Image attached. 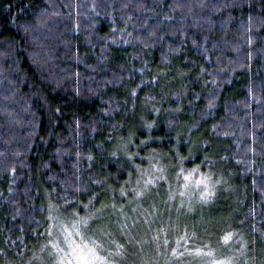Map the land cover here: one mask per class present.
Here are the masks:
<instances>
[{"label":"trees","instance_id":"trees-1","mask_svg":"<svg viewBox=\"0 0 264 264\" xmlns=\"http://www.w3.org/2000/svg\"><path fill=\"white\" fill-rule=\"evenodd\" d=\"M64 225L112 264H264V0H0V264Z\"/></svg>","mask_w":264,"mask_h":264},{"label":"rangeland","instance_id":"rangeland-1","mask_svg":"<svg viewBox=\"0 0 264 264\" xmlns=\"http://www.w3.org/2000/svg\"><path fill=\"white\" fill-rule=\"evenodd\" d=\"M156 177H157L156 175H149L148 181L153 180ZM178 181L179 180L175 181V184H177ZM186 181L188 182L186 177L181 178L182 183H187ZM195 184H187L188 185L187 187H191V185H195ZM200 184H201V188L199 190H195V192H197L196 201L205 200V202H207L209 200L208 196H210V192L213 191L211 197L214 194L215 185L213 183H210L209 181ZM194 187H197V185ZM181 189L182 187L178 188L176 185L174 186V190L179 191L178 193H176V196L174 195L175 207H181L182 205H188L190 207L189 203H191L190 201L192 200V198H189L188 195L182 194ZM137 194H139V192ZM141 223H143L147 227V218L145 215L142 216ZM63 227L65 230L66 226L64 225ZM76 228L77 227L74 226V227H69V229H66L67 236H65L63 240L61 239V241H59L55 237L54 240L50 242L49 245L51 247H53L55 244H60V243L62 244L64 243L66 247L63 253L58 255L59 257H57V260L53 261V264H112L110 261L103 259L101 254L97 251L94 244L89 240L85 239L84 236H82L81 231L74 233L75 230H77ZM61 233L56 234V236L60 237L65 235L63 231ZM225 239H226L225 237L222 238V244L225 243ZM206 245L209 248L206 247L205 252L202 254L200 253L197 254V250H196L189 252L186 255V257H182L180 254H178V252L174 251L175 254L174 253L173 254L175 256L173 258V261L178 263L183 260H187L193 262V264H239L240 261L242 260V258L233 256V254H229V253H225L223 255H220L219 253L216 254L213 252L212 244L210 242H207ZM154 246L155 247L153 248L152 251L151 249L148 248L147 243L145 242L144 245L141 247L143 249V251L141 250L142 252L141 256L135 259V261L138 264H151V263L161 264L160 263L161 261L165 264L166 256H164L162 253L163 247L159 246V243H155ZM54 256H56V254H54ZM168 259L172 260L171 257H169Z\"/></svg>","mask_w":264,"mask_h":264}]
</instances>
